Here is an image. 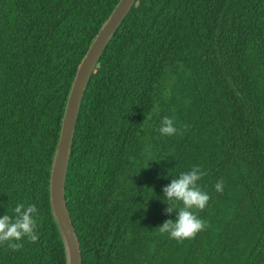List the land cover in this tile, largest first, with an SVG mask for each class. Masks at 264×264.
Masks as SVG:
<instances>
[{"label": "trees", "instance_id": "16d2710c", "mask_svg": "<svg viewBox=\"0 0 264 264\" xmlns=\"http://www.w3.org/2000/svg\"><path fill=\"white\" fill-rule=\"evenodd\" d=\"M118 1L0 0V218L35 204L39 234L0 245V264H66L52 160ZM165 116L190 127L163 136ZM193 166L210 226L178 243L157 228L176 218L163 188ZM65 189L83 264H264V0H138L84 95Z\"/></svg>", "mask_w": 264, "mask_h": 264}, {"label": "water", "instance_id": "95a60500", "mask_svg": "<svg viewBox=\"0 0 264 264\" xmlns=\"http://www.w3.org/2000/svg\"><path fill=\"white\" fill-rule=\"evenodd\" d=\"M137 1L119 0L104 21L77 68L65 104L59 139L52 160L49 190L51 212L64 246L66 264H83L79 238L65 197L67 171L81 106L101 57Z\"/></svg>", "mask_w": 264, "mask_h": 264}, {"label": "clouds", "instance_id": "9594fccd", "mask_svg": "<svg viewBox=\"0 0 264 264\" xmlns=\"http://www.w3.org/2000/svg\"><path fill=\"white\" fill-rule=\"evenodd\" d=\"M189 127L185 124L181 126V129H177L174 118L165 116L158 131L163 136H173L178 132L182 134V131ZM204 175L205 172L200 166H193L191 171L181 172L177 178H172L171 183L163 188V199L168 205L165 213L175 212L176 218L168 219L157 227L160 234H167L170 239L183 243L185 240L194 239L198 233L210 226L197 215L198 212L205 210L211 198L198 185V181ZM215 190L223 193V180L215 184ZM178 204H182V207H178ZM14 213V218L8 214L0 218V245H6L12 251H19L24 246L22 243L24 238L31 243L39 240L35 218L38 215V209L35 204L25 206L24 203H18L14 208Z\"/></svg>", "mask_w": 264, "mask_h": 264}]
</instances>
